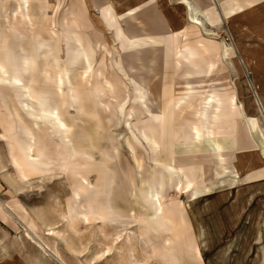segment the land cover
<instances>
[{
    "label": "rangeland",
    "instance_id": "obj_1",
    "mask_svg": "<svg viewBox=\"0 0 264 264\" xmlns=\"http://www.w3.org/2000/svg\"><path fill=\"white\" fill-rule=\"evenodd\" d=\"M0 264H264V0H0Z\"/></svg>",
    "mask_w": 264,
    "mask_h": 264
},
{
    "label": "crops",
    "instance_id": "obj_2",
    "mask_svg": "<svg viewBox=\"0 0 264 264\" xmlns=\"http://www.w3.org/2000/svg\"><path fill=\"white\" fill-rule=\"evenodd\" d=\"M187 8H188V4H187ZM189 15H190L189 20H190V22H191L192 24H194V25H199V26H201V27L204 29L201 20H200L197 16H194L193 14H189ZM191 19H192V20H191ZM195 20L199 21L200 24H196V23H195Z\"/></svg>",
    "mask_w": 264,
    "mask_h": 264
},
{
    "label": "bare ground",
    "instance_id": "obj_3",
    "mask_svg": "<svg viewBox=\"0 0 264 264\" xmlns=\"http://www.w3.org/2000/svg\"><path fill=\"white\" fill-rule=\"evenodd\" d=\"M191 20H192V19H191ZM195 23H196V24H200V22H199V21H197V20H195Z\"/></svg>",
    "mask_w": 264,
    "mask_h": 264
}]
</instances>
